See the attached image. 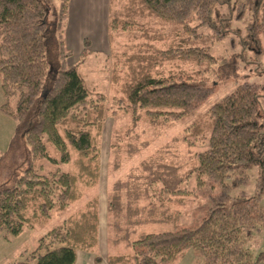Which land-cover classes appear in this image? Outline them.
<instances>
[{
    "label": "trees",
    "instance_id": "obj_1",
    "mask_svg": "<svg viewBox=\"0 0 264 264\" xmlns=\"http://www.w3.org/2000/svg\"><path fill=\"white\" fill-rule=\"evenodd\" d=\"M71 1L62 0L50 19L49 0H0L2 110L17 123L8 150L0 154V236L6 240L44 225L98 186L101 137L109 113L130 116L133 126L148 120L170 127L239 68L238 55L217 59L209 50L211 39L226 34L213 21L214 9L231 0H111L108 40L126 33L132 42L113 56V81L120 83V95L109 99L91 91L79 73L91 40L84 39L77 62L67 45ZM247 13L244 42L259 59L264 56V0L240 1L237 18ZM200 26L212 27L216 35L200 33ZM216 63L220 65L212 69ZM167 64L174 68L166 70ZM262 89L257 83L239 84L184 130L177 141L193 152L187 168L166 147L113 183L107 204L110 233L171 218L167 212L153 216L148 212L153 205L183 206L208 197L214 203L186 226L127 239L132 252L109 255L108 264H174L190 249L204 264H264V252L252 248L264 230ZM120 146L116 143L114 149ZM141 149L135 145L129 155ZM40 160L67 169L42 173L36 163ZM256 167L257 195L242 192L233 198L232 187L248 182ZM99 242L100 199L94 196L15 264H76L80 252L94 253L100 263Z\"/></svg>",
    "mask_w": 264,
    "mask_h": 264
},
{
    "label": "rangeland",
    "instance_id": "obj_2",
    "mask_svg": "<svg viewBox=\"0 0 264 264\" xmlns=\"http://www.w3.org/2000/svg\"><path fill=\"white\" fill-rule=\"evenodd\" d=\"M85 1L86 0H75V3L71 6V10L80 11L86 9ZM240 1L243 0H231L230 3L217 5L215 7L212 15L213 21L222 33L226 34L221 39H216L215 37L211 39L209 49L211 55L217 59H232L234 56L238 55L237 60L239 62V68L237 74L232 75L225 83L215 85V91L205 102H203V104H201L193 113L187 115L181 121L170 127L162 128L160 126H153L148 120H141L138 125L133 126L130 116L125 114L111 116V113H109L101 137V177L98 186L87 190L79 201L72 204L66 210L54 213L49 221L37 229L25 230L19 236L12 237L9 240L0 236V264H15L19 261H23L29 252L37 248L39 241L49 231L61 225L70 216L83 210L94 196L99 197L100 201L104 204H102V208L105 207L102 209L101 219L102 248L103 250H108V255L113 256H127L132 252L127 239L132 242L137 240L143 234L171 231L180 226H186L189 223H192L196 218H200L206 213L210 206H212V203H214L212 197H208L200 202H186L183 206H178L176 204H168L165 207L153 205L150 207V210H148L153 216L167 212L166 214L170 215L171 218L162 223H146L134 230H129L124 227L121 228L123 230H115V232L112 231V233H110V214L107 210V204L111 197L113 183L125 180L129 173H131L143 160L155 154L162 148L170 147L171 153L173 152L172 156L175 159L179 158L187 168L189 164L188 162L190 161V155L193 152L188 150L183 142L177 140L181 138L184 130L189 125L200 119L214 104L231 94L239 84L250 82L263 85L261 92V122H264V56L259 59L255 58L254 49L249 48L244 42L247 34L246 24L249 20V14L247 13L241 20L237 18ZM49 2L51 5L50 19H52L59 11L62 0H49ZM89 4L93 5L95 10L99 8V11H102V16L98 15L97 19L100 22L103 21V25L105 24L108 26L111 0H91ZM100 5L102 8L99 7ZM103 12L105 13V17L107 16V23H105L106 18L103 19ZM87 14L83 17V22H85ZM77 22V20H74V23ZM69 27L70 21L68 28ZM168 28L170 29L171 27ZM197 31L205 35H216L215 29L210 26H200ZM99 39H101L99 46H94L93 44L88 45V54L85 58V62L79 67V73L84 78L91 91L103 93L109 99H113L120 95V92L118 91L120 83L116 84L113 81L116 68V61L113 56L114 54L120 55L125 51L124 46L128 45L130 41L132 42V38L129 34L123 33L115 37V40L110 43L107 31V38H105V36H100ZM82 50L83 48L81 50H74L75 62L78 61ZM219 65L220 63H216L212 65L211 68L217 69ZM173 68L174 67L171 64H167L165 69ZM180 69L189 72L194 71V67H186L183 65L180 66ZM5 103L6 95L3 91L0 79V154L8 150L17 127L16 121L3 112L2 107ZM14 103L15 101L13 100L12 104L14 105ZM116 143H119L121 146L114 149V144ZM138 144L143 146V149L138 153L129 155L130 149ZM8 160L9 158L6 157L3 163ZM36 163L38 167H43V169H41L42 173L54 171L58 167H61L64 170L67 169V166L54 165L47 160H40ZM258 171L257 167L254 168L251 171V177L248 182L233 186L231 196L233 198L238 197L242 192L246 193L249 197L256 196V179ZM229 182L231 183V180H229ZM214 195L215 192L212 191L211 196ZM145 205L146 203L144 206ZM175 212H180L178 219H175L173 216L175 215ZM123 225H127L125 219H123ZM252 248L256 252H264V230L256 235ZM98 250L97 253L99 252ZM102 252L105 253V251ZM42 253L45 252L43 251ZM174 264H204V261L195 249H190Z\"/></svg>",
    "mask_w": 264,
    "mask_h": 264
},
{
    "label": "crops",
    "instance_id": "obj_3",
    "mask_svg": "<svg viewBox=\"0 0 264 264\" xmlns=\"http://www.w3.org/2000/svg\"><path fill=\"white\" fill-rule=\"evenodd\" d=\"M89 2L91 0L85 1V7L86 9L80 10V11H74L71 10L70 7V27H67L66 32V41L67 45L73 49V50H81L83 47V40L84 38H89L94 46H99L101 39L100 36H105L107 38V26L104 24L103 21H99L97 19L98 15L102 16V11H99V8L97 10L94 9L93 5H90ZM75 3V0L71 1L72 4ZM99 7L102 8L100 5ZM94 9V10H93ZM88 12V14H87ZM86 16L85 22H83V17ZM72 15V17H71ZM103 19L106 18L107 23V16L105 17V13L103 12ZM71 17V20H70ZM74 20H77V23H74ZM69 25V23H68ZM102 202L100 201V242H99V253L101 254L102 261L100 263H97L95 261V254L91 252H80L77 257L76 264H108L107 258H108V250H103L102 248ZM104 205V204H103ZM102 251H105L103 253ZM108 255V256H107Z\"/></svg>",
    "mask_w": 264,
    "mask_h": 264
}]
</instances>
